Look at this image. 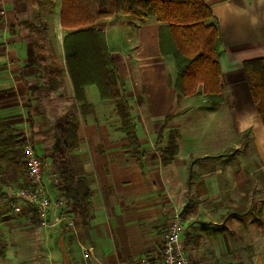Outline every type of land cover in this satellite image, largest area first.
I'll return each instance as SVG.
<instances>
[{"label":"crops","instance_id":"0c3cea01","mask_svg":"<svg viewBox=\"0 0 264 264\" xmlns=\"http://www.w3.org/2000/svg\"><path fill=\"white\" fill-rule=\"evenodd\" d=\"M202 2L219 35L225 87L217 107L202 95L183 96L174 88L173 58L164 27L154 17L117 16L94 24L131 107L141 151L133 155L124 148L123 134L110 130L118 118L114 112L104 114L95 85L83 89L93 112H79L65 67L69 30L60 24L61 0H0V84L4 78L20 81V74L26 78L29 63L44 77L57 62L60 76L54 78L62 82V89H0V117L21 130V138L44 158L43 179L54 195L49 177L54 141L50 130L40 129L44 119L38 110L44 108L47 118L62 115V107L47 103L55 94L54 99L67 97L78 114V147L70 157L79 163L72 172L82 174L91 191L88 215L83 221L76 217L73 232L41 227L30 217L11 218L0 203V264H137L144 254L156 253L166 220L183 210L186 193L203 204L205 223L219 217L227 253L235 252L241 264H264V128L243 72L245 61L264 57V0ZM40 91L49 94L42 104L33 95ZM166 116L171 118L163 129L178 133V151L163 165L166 142L156 144V136ZM43 132L50 133L47 142ZM190 159L196 160L190 164ZM189 164L194 181L187 191ZM86 249L92 253L87 258ZM36 254L45 255L43 261L38 257L35 263Z\"/></svg>","mask_w":264,"mask_h":264},{"label":"trees","instance_id":"16d2710c","mask_svg":"<svg viewBox=\"0 0 264 264\" xmlns=\"http://www.w3.org/2000/svg\"><path fill=\"white\" fill-rule=\"evenodd\" d=\"M117 16L138 19L154 17L161 23L168 42L166 47L168 46V52L171 53L175 64L174 88L183 96L202 95L213 107L222 103L225 87L218 62L219 35L211 11L202 0H61L60 24L63 29L69 30L64 37L65 62L74 89V99L80 104V114L85 116L93 112L92 106L85 99L83 89L88 85H95L100 100L110 102L114 106L118 124L110 127V130L123 134L126 142L124 148L129 149L133 155H139L141 151L131 117V107L124 96L103 33L94 27L98 21ZM83 60L88 64L92 61L96 63V71L88 73L89 77L85 80L89 81L85 82L77 77L80 71L82 72L80 63ZM243 72L257 116L264 128V57L245 61ZM170 118L171 116H166L160 125L156 144L163 141L162 130ZM77 124L74 118H66L63 123L55 126L49 161L51 171L57 173L62 181L58 190L67 200L71 212L82 217L88 214L91 207V191L86 178L82 174L72 172L67 162L70 153L78 147ZM172 133L161 151L163 165L172 162L177 155L178 133ZM19 136L17 131L0 117V162L9 166V179L12 182L19 181L22 175L21 148L13 149ZM219 156L210 158L216 159ZM194 160L196 159H190V164ZM190 164L185 181L187 191L194 181ZM3 173L5 170L0 166V175ZM4 198L6 195L0 189V199ZM187 202L183 209L187 207ZM32 222L40 224L37 215H33Z\"/></svg>","mask_w":264,"mask_h":264},{"label":"rangeland","instance_id":"374dc122","mask_svg":"<svg viewBox=\"0 0 264 264\" xmlns=\"http://www.w3.org/2000/svg\"><path fill=\"white\" fill-rule=\"evenodd\" d=\"M1 14H3V11H0ZM1 37V35H0ZM168 37V36H167ZM50 64H54L55 66L51 68V73L45 72V76L41 77L40 75L36 74V72H32V69H34L35 67L29 63L28 67H30L28 69V71H25V77L22 76L20 74V81H18L17 78L16 79V83L13 84L12 82V78H4V82L0 84V89H62V82L59 84V78L56 79L54 77L56 76H60V71H59V63H50ZM96 63H94L93 61L91 63L88 64V62L86 63L84 60L82 61V63H80V67L82 69V72L80 71V75H77V77H80V80H82L83 82L85 81H89V80H85L88 76V73H90L92 70L96 71ZM173 64H174V60H173ZM47 65V64H46ZM175 66V64H174ZM65 67L67 70V66H66V62H65ZM57 69V70H54ZM38 73L41 74V72L37 71ZM67 73L69 75V72L67 70ZM82 73V74H81ZM92 75V74H91ZM6 77V76H5ZM70 78V75H69ZM71 80V78H70ZM175 81V80H174ZM72 83V81H71ZM73 86V85H72ZM42 92V91H40ZM37 94H33L34 96L38 95V103H43V100H46L45 96H49L48 93H40ZM200 92V91H199ZM57 96V94H55ZM55 95L53 96V100L48 101L47 104L51 103L52 105H56V107H62L63 110V114L61 115V111H58L60 114L56 115L53 114V117H49L47 118V111L44 110V108L39 109V112L43 113V125L40 127V129H45L46 131H51V134L53 136L54 134V128L57 124H60L61 122H63L64 119V115L67 116V118H74L75 121L77 122L78 119V114H77V110L75 108V104L69 103L67 102V97L66 94H62L59 95L60 98H64V99H54ZM66 100V101H65ZM55 102V103H54ZM103 103H105V106L103 107V112L104 114L109 113V115L114 112V106H113V110H109V106H107L108 104H112L110 102L107 101H103ZM113 105V104H112ZM196 113V111H195ZM166 125V124H165ZM21 130L17 131V133L20 135L16 145L13 146V149H17L20 148L19 144L21 145V140L23 141V139L21 138L22 133H20ZM173 130H164L162 131V136H163V141L166 142L169 134L173 135L172 133ZM50 133L49 132H43V135L41 137V139L45 142H47V139L49 138ZM51 153V152H50ZM42 160H44V158H42L41 156H39ZM68 165L70 167V169L72 170V168L75 170L77 165H78V161H74L71 159V157L69 156V159L67 160ZM0 166L5 170V173L0 175V189H2V191L5 193L6 198L4 199H0V203L3 205V210H5V214L6 215H10L11 218H20V217H30L33 219V213L32 211L29 209L28 205H25V207L21 210L19 215H14L11 214L8 209L6 208V204L9 201V198H12L15 196V194L18 192V189L20 187V183L22 182L21 180L24 179L25 177V165H24V158H23V154H22V175H21V179L17 182H12L9 179V173H10V168L9 166L5 163V162H0ZM75 167V168H74ZM57 174V173H55ZM194 178V176H193ZM60 179V178H59ZM21 181V182H20ZM61 181V179H60ZM62 182V181H61ZM46 185V184H45ZM4 189V190H3ZM186 193V192H185ZM61 195L63 196L62 192ZM186 195L189 197L186 198L185 202H187V207L184 208L182 211L174 213L177 214L181 224H182V241H183V246H184V250L187 253L191 264H241V262L239 260L236 259V254L235 252L232 253H227V248L225 246H223V244H221V238L219 235V217H217V215L215 216H210L208 217L209 223H205L204 222V215L201 214L202 209H203V204L199 206V203L196 202V199L193 198L192 196H190V194L186 193ZM64 197V196H63ZM65 198V197H64ZM67 201V200H66ZM67 206L70 208V206L67 204ZM215 210L218 211L217 208H215ZM4 215V214H3ZM88 215V214H87ZM75 216V220H76V215ZM86 215L78 216L79 218H81V220L83 221V219L85 218ZM205 223V224H204ZM3 231V230H2ZM2 244H0V259L2 256V250L3 248L1 247ZM92 255V254H91ZM45 255H39L36 254L34 261L35 263L38 262L37 258L41 257L43 261V258ZM42 264V263H41ZM243 264V263H242Z\"/></svg>","mask_w":264,"mask_h":264},{"label":"built area","instance_id":"2783aa9c","mask_svg":"<svg viewBox=\"0 0 264 264\" xmlns=\"http://www.w3.org/2000/svg\"><path fill=\"white\" fill-rule=\"evenodd\" d=\"M20 148L24 158L25 177L20 181L15 196L9 198L6 208L11 214L19 215L25 205H28L32 213L37 215L41 227L73 232L75 216L58 190L61 184L59 177L53 171L49 172L51 183L56 188L55 194L51 195L43 179L44 160L35 153L29 139L23 138ZM182 228L177 214L169 216L156 253L144 254L137 264H191L184 250ZM91 254V250L86 249L83 256L87 258Z\"/></svg>","mask_w":264,"mask_h":264}]
</instances>
